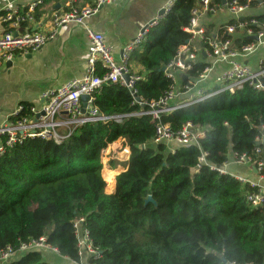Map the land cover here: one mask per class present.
I'll return each instance as SVG.
<instances>
[{
    "label": "trees",
    "instance_id": "1",
    "mask_svg": "<svg viewBox=\"0 0 264 264\" xmlns=\"http://www.w3.org/2000/svg\"><path fill=\"white\" fill-rule=\"evenodd\" d=\"M238 1L250 9L262 0ZM198 5L197 0H175L130 53L128 70L140 77L134 87L143 103L169 91L172 83L161 68L189 40L185 29ZM215 7H222V0L209 1L206 17ZM239 21L253 32L264 29V14L245 13ZM235 24L231 17L221 25L200 20L207 36L229 39L233 49L255 42L244 32L226 34ZM208 67L199 53L181 85L195 82ZM93 106L110 120L80 125L59 143L28 139L0 158V251L40 238L58 250V255L17 254L3 264L79 262L73 230L79 218L99 253L88 260L91 264H264V205L249 204V185L206 166L192 175L197 148L155 142L156 121L135 115L147 108L135 103L123 85L101 87L93 94ZM118 115L126 117L112 119ZM161 123L173 133L186 123L204 130L199 145L214 166H222L232 153L256 160L264 91L243 86L220 93L162 116ZM123 137L130 150L124 171L117 175L105 169L101 177L102 154ZM148 197L154 204L146 203Z\"/></svg>",
    "mask_w": 264,
    "mask_h": 264
},
{
    "label": "built area",
    "instance_id": "2",
    "mask_svg": "<svg viewBox=\"0 0 264 264\" xmlns=\"http://www.w3.org/2000/svg\"><path fill=\"white\" fill-rule=\"evenodd\" d=\"M116 1L118 0H95L93 6L78 8L73 5V0H67L62 6L52 10L48 20L51 29L47 32H17V28L21 25L35 21L34 12L36 7L42 3L41 0L22 9L11 8L8 5L4 7L0 21L8 30L0 33V66L11 62L16 54H28L43 47L54 38L55 30L66 24L82 26L88 40V50L84 73L79 78L72 79L55 89L42 92L39 96V107L20 104L0 121V158L9 149L28 139L37 138L59 143L80 125L109 121L110 118L99 114L93 106V94L105 85L121 84L128 89L135 103L147 108L135 115L150 116L152 120L156 121L155 142L173 144L185 149L196 147L200 152L198 167L206 166L213 172L227 175L241 184L249 185L253 190L247 196L249 204L252 207L264 205V126L259 127V134L254 139L253 154L256 155V160L245 154L232 153L229 160L222 166H214L206 161V153L199 145V139L205 135L203 131L196 129L191 123H186L179 132L173 133L168 126L161 123L162 116L220 93L232 94L243 86L264 91V56L258 58L254 63L245 61L264 43V29L260 28L253 32L251 29L245 28L246 22L239 21V18L249 10L248 4H240L238 0H225L226 11L231 18L236 20V24L227 27L225 33L232 35L239 31L244 32L246 36L257 38L254 43L236 50L232 48L231 40H219L215 36L211 38L205 34L204 28L200 26V15L202 12L208 11L210 0L198 2V8L192 10L189 25L185 29V32L190 35L188 42L185 46L180 47L175 58L164 67L163 73L172 83L169 91L155 102L143 103L137 96L134 87L140 77L129 73L128 61L130 53L140 43L149 27L143 33H139L123 49L121 59L119 63H116L112 58L110 47L105 43L104 36L85 24L86 19L97 14L99 7ZM174 2L175 0H167L163 6L165 13L169 11ZM251 23L255 24L256 22L251 21ZM201 45H203V53L212 62L211 66L219 62L225 63L226 66L209 85L201 84L205 81L211 67L206 68L195 82L181 85L180 76L186 75V71L192 67V63L202 51ZM98 72L101 74L99 75ZM125 74L129 75L128 82L123 79ZM82 96H87L84 112H82ZM183 96L184 99L178 101V98ZM136 97L139 99L138 101H136ZM123 117L126 116L118 115L112 119L118 121ZM62 132L65 133L62 134ZM123 151L129 156V148H124ZM126 160L128 161V157ZM241 167H245L247 175L240 171H234ZM83 223V218H79L73 223L77 255L80 259L74 264H91L88 260H96L99 256L98 251L92 246L89 232ZM33 250L58 255L56 248L47 244L45 238H40L37 241L20 243L17 248L7 246L0 251V264L9 261L17 254Z\"/></svg>",
    "mask_w": 264,
    "mask_h": 264
},
{
    "label": "crops",
    "instance_id": "3",
    "mask_svg": "<svg viewBox=\"0 0 264 264\" xmlns=\"http://www.w3.org/2000/svg\"><path fill=\"white\" fill-rule=\"evenodd\" d=\"M37 0H0V16L4 7L22 9ZM34 12V22L26 23L17 28L18 33L47 32L51 29L48 20L52 10L62 6L67 0H41ZM95 0H73V5L81 8L93 6ZM167 0H118L99 7L97 14L85 20V24L92 30L104 36L105 43L110 47L111 55L116 63H119L123 49L129 45L150 21L156 19L157 13L163 8ZM205 12L200 15V20L221 25L231 17L225 6L215 7L206 17ZM246 13L264 14V0L258 1L257 6L250 8ZM161 18V17H160ZM157 18L156 20H158ZM157 22V21H156ZM8 28L0 21V33ZM88 40L82 26L66 24L55 30L54 38L43 47L28 53L16 54L10 65L0 66V121L5 118L16 106L28 104L39 107V96L42 92L55 89L62 84L79 78L86 65ZM202 53V52H201ZM204 56L205 54L202 53ZM264 56V43L261 44L253 55L245 60L254 63ZM210 71L201 85H209L215 76L225 68L226 64L219 62L212 65ZM184 99L178 98V101ZM119 146V152L114 148ZM127 147L126 140L120 138L111 143L104 154L101 163L102 172L105 169L117 170V175L124 171L127 162L123 149ZM110 161L116 162V167L110 165ZM111 166V167H109ZM242 174L247 175L245 167L237 168ZM116 175V176H117ZM115 176V177H116ZM115 189V178H114ZM106 193V194H111ZM69 264L68 260L62 259Z\"/></svg>",
    "mask_w": 264,
    "mask_h": 264
},
{
    "label": "water",
    "instance_id": "4",
    "mask_svg": "<svg viewBox=\"0 0 264 264\" xmlns=\"http://www.w3.org/2000/svg\"><path fill=\"white\" fill-rule=\"evenodd\" d=\"M197 1L200 2L201 0H197ZM222 4H223V5L225 4V0H222ZM164 13H165V12H164V9L162 8V9L157 13V17H156V19L162 17V16L164 15ZM156 19L150 21V22H149L144 28H142V30L140 31V33H143L148 27H150L151 25L155 24L156 21H157ZM14 35H16V34H14ZM250 38H251L253 41H257V38H256V37H250ZM187 42H188V41H186V43H187ZM201 47L203 48V45H201ZM7 65H10V63H7ZM161 71L164 72L165 69H164V68H161ZM123 79H124L125 82H128L129 75H128V74H125V75L123 76ZM180 79H181V80H185V79H186V75H181V76H180ZM86 100H87V96H82V98H81V101H82V112H84V109H85V107H86ZM138 100H139V99L136 97V101H138ZM198 169H199V167L197 166V167L191 169V170H190V173L193 175V174L195 173V171L198 170ZM253 171H254V170H253ZM148 202H151V203L154 204V202L152 201L151 197H148V199L146 200V203H148ZM222 261L224 262V259H222Z\"/></svg>",
    "mask_w": 264,
    "mask_h": 264
},
{
    "label": "rangeland",
    "instance_id": "5",
    "mask_svg": "<svg viewBox=\"0 0 264 264\" xmlns=\"http://www.w3.org/2000/svg\"><path fill=\"white\" fill-rule=\"evenodd\" d=\"M119 149H120L119 146H117V147L114 148V151H115V152H117V151L119 152ZM118 165H121V166L123 165V166H124V164H118ZM247 167H249V165H247ZM234 171H235V172H239L237 169L234 170ZM241 173H243V172L241 171ZM59 263H61V262H59ZM54 264H55V263H54ZM57 264H58V263H57ZM61 264H62V263H61Z\"/></svg>",
    "mask_w": 264,
    "mask_h": 264
},
{
    "label": "bare ground",
    "instance_id": "6",
    "mask_svg": "<svg viewBox=\"0 0 264 264\" xmlns=\"http://www.w3.org/2000/svg\"><path fill=\"white\" fill-rule=\"evenodd\" d=\"M203 51H204V50H203V48H202V51H201V52L203 53ZM203 131H204V130H203Z\"/></svg>",
    "mask_w": 264,
    "mask_h": 264
}]
</instances>
